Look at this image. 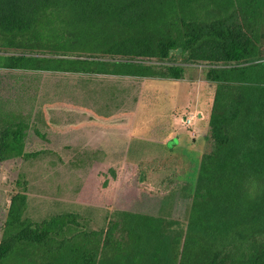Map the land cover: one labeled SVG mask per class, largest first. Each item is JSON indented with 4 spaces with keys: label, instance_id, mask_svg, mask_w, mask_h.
Wrapping results in <instances>:
<instances>
[{
    "label": "trees",
    "instance_id": "16d2710c",
    "mask_svg": "<svg viewBox=\"0 0 264 264\" xmlns=\"http://www.w3.org/2000/svg\"><path fill=\"white\" fill-rule=\"evenodd\" d=\"M236 2L250 19L264 11V0H0V46L51 54L0 56V68L178 80L182 58L210 63L206 79L215 84L210 149L200 159L180 250L175 220L123 212L104 232L66 236L78 225L74 216L32 223L22 218L25 198L16 196L0 264H264V60L223 18ZM26 130L2 126L0 161L25 154Z\"/></svg>",
    "mask_w": 264,
    "mask_h": 264
},
{
    "label": "rangeland",
    "instance_id": "374dc122",
    "mask_svg": "<svg viewBox=\"0 0 264 264\" xmlns=\"http://www.w3.org/2000/svg\"><path fill=\"white\" fill-rule=\"evenodd\" d=\"M238 7L223 18L264 60V11L250 19ZM11 55L51 56L0 46V56ZM179 62L178 80L0 68V131L27 125L25 154L0 161V242L11 202L22 196V218L32 223L74 216L78 225L66 236L104 232L123 212L175 220L181 249L200 159L210 149L215 84L206 79L210 63Z\"/></svg>",
    "mask_w": 264,
    "mask_h": 264
}]
</instances>
